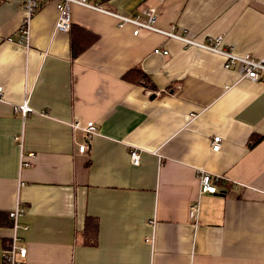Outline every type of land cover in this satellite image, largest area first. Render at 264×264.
I'll list each match as a JSON object with an SVG mask.
<instances>
[{
	"label": "crops",
	"instance_id": "obj_1",
	"mask_svg": "<svg viewBox=\"0 0 264 264\" xmlns=\"http://www.w3.org/2000/svg\"><path fill=\"white\" fill-rule=\"evenodd\" d=\"M95 1L127 16L154 8L160 29L264 58V0ZM58 17L43 2L21 44L22 0H0V264L17 206L26 264H264V80L103 12L73 6L72 32ZM79 30L98 37L82 52ZM26 99L37 113L23 117ZM203 173L223 178L218 194L201 193Z\"/></svg>",
	"mask_w": 264,
	"mask_h": 264
},
{
	"label": "built area",
	"instance_id": "obj_2",
	"mask_svg": "<svg viewBox=\"0 0 264 264\" xmlns=\"http://www.w3.org/2000/svg\"><path fill=\"white\" fill-rule=\"evenodd\" d=\"M5 2H10L13 0H3ZM47 0H22V6L26 13V21L20 29L22 34L21 44L23 42H29V33H30V23L32 18L36 15L39 10L41 4L46 2ZM56 2V7L59 13L58 20L56 22V30L59 32H69L71 30L73 21H72V8L75 5L109 14L113 16L118 21L119 27H124L127 24L135 26L134 34L138 35L142 30H149L165 37L177 39L182 42L187 47H200L207 51L213 52L214 54L221 55L224 57V68L227 70H236L241 74L242 79H247L252 82H260L264 80V58L256 59L249 55L240 56L235 54L232 49L226 48L223 46L222 38L210 39L209 42H198L193 39H190L186 36L180 35L173 28L172 30H163L156 26L157 21V12L156 9L150 8L141 13H138L135 16H127L120 13L110 12L103 8L98 2L95 0H54ZM146 14L148 16V20L144 21L143 15ZM156 54H164L167 55L168 51L157 48L155 50ZM2 88L0 87V99L2 95ZM17 111L23 116L26 117L31 113H37L33 107H31L28 99L24 100L22 104L17 107ZM44 116L43 113H40ZM75 128L83 129L87 135L88 139L94 134H96L97 128L94 122H88L86 126H81L79 122H75L73 124ZM19 145L23 147L24 134H20L16 137ZM211 148L213 151L217 152L221 149V137H215L212 141ZM87 145L80 146V152H84L87 150ZM33 156V154H31ZM131 160L133 164L137 165L140 162V154L136 150L131 153ZM21 165L25 167H29L31 163L29 161H22ZM223 178L216 175H211L208 173H203L200 175L201 181V193L204 194H218V186L217 184L221 182ZM198 204H193L191 209V218H195L198 215ZM24 210L17 206L15 210L10 213V218L14 223V235L12 239L7 244L6 248L3 252V258L5 264H26L27 259V249L21 243V238L18 236V231L20 229L19 226V218L22 216Z\"/></svg>",
	"mask_w": 264,
	"mask_h": 264
},
{
	"label": "trees",
	"instance_id": "obj_3",
	"mask_svg": "<svg viewBox=\"0 0 264 264\" xmlns=\"http://www.w3.org/2000/svg\"><path fill=\"white\" fill-rule=\"evenodd\" d=\"M76 26L74 25V24H72V27H71V30H70V32H72L73 30H74V28H75ZM80 31V33H78V38H79V41H80V44H79V46H80V49H81V47H83L84 45H87V47H89L90 45H92V44H94L96 41H97V39H98V37L95 35V34H93V33H89V32H85V31H83V30H79ZM87 47L85 48V49H87ZM85 49H81V52L82 51H84ZM79 52L80 51H76V53H75V55H78L79 54ZM137 76L139 77V80H136L137 82H135V79H132V78H130V77H125V79L127 78V79H129V81H133V82H135L136 84H139V85H143V86H145V87H150V88H152V86H151V84H149V79H148V76L147 75H145L142 71H138L137 72ZM126 79V80H127ZM93 222H95V220L94 219H92V218H89L87 221H86V229L88 230L87 231V234H88V232L90 231L92 234H94V230H92V223ZM95 226H96V224H95ZM91 228V229H90ZM97 228V227H96ZM96 228H95V232H96ZM90 229V230H89ZM86 234V235H87Z\"/></svg>",
	"mask_w": 264,
	"mask_h": 264
}]
</instances>
